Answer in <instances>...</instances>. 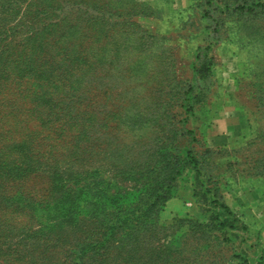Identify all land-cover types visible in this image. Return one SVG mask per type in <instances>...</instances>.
<instances>
[{"label":"rangeland","instance_id":"374dc122","mask_svg":"<svg viewBox=\"0 0 264 264\" xmlns=\"http://www.w3.org/2000/svg\"><path fill=\"white\" fill-rule=\"evenodd\" d=\"M8 76L77 86L106 177L178 149L158 212L173 263L264 264V0H0Z\"/></svg>","mask_w":264,"mask_h":264},{"label":"trees","instance_id":"16d2710c","mask_svg":"<svg viewBox=\"0 0 264 264\" xmlns=\"http://www.w3.org/2000/svg\"><path fill=\"white\" fill-rule=\"evenodd\" d=\"M71 90L60 80H0V264H177L158 212L188 168L178 149L162 146L163 161L106 177L93 167L104 150L98 121ZM40 176L47 188L29 186Z\"/></svg>","mask_w":264,"mask_h":264}]
</instances>
